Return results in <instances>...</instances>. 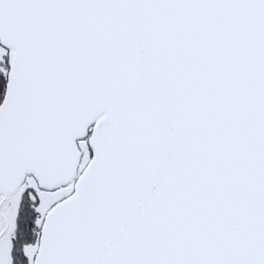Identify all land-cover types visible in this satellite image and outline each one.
<instances>
[{
  "label": "snow or ice",
  "instance_id": "6c2138e0",
  "mask_svg": "<svg viewBox=\"0 0 264 264\" xmlns=\"http://www.w3.org/2000/svg\"><path fill=\"white\" fill-rule=\"evenodd\" d=\"M0 264H264V0H0Z\"/></svg>",
  "mask_w": 264,
  "mask_h": 264
}]
</instances>
